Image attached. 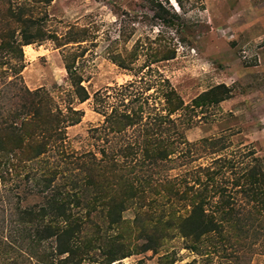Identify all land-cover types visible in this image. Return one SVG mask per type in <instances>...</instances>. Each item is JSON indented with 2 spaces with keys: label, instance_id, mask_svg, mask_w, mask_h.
I'll return each instance as SVG.
<instances>
[{
  "label": "trees",
  "instance_id": "trees-1",
  "mask_svg": "<svg viewBox=\"0 0 264 264\" xmlns=\"http://www.w3.org/2000/svg\"><path fill=\"white\" fill-rule=\"evenodd\" d=\"M153 4L154 20L175 26L172 8ZM16 12L9 9L7 16L19 26L18 35L9 22L0 28V68L12 66L13 77L0 89V180L23 178L27 190L18 200L35 194L40 202L25 208L17 203L10 211L12 243H0V264H114L148 252L159 255L174 240L193 255L186 264H250L255 255H264L263 161L250 149L219 155L230 147L223 138L184 143L179 137L196 111L226 101L231 89L215 86L187 105L165 80L96 92L92 102L104 118L98 139L104 145L98 155L73 156L64 145L66 129L79 124L84 113L71 105L63 111L45 91L16 82L24 69L23 47L47 39L58 48L83 41L78 32L47 35L25 17L24 8ZM175 56L169 42L148 54V71ZM16 57L19 63L11 65ZM136 58L132 51L112 62L131 72ZM75 59H66L65 69L82 104L90 95L81 86ZM152 90L156 93L149 94ZM50 152L57 158L50 161ZM202 157H209L207 166L169 175L182 162ZM128 210L134 211L131 220L124 218ZM176 262L174 252L158 260Z\"/></svg>",
  "mask_w": 264,
  "mask_h": 264
},
{
  "label": "rangeland",
  "instance_id": "rangeland-1",
  "mask_svg": "<svg viewBox=\"0 0 264 264\" xmlns=\"http://www.w3.org/2000/svg\"><path fill=\"white\" fill-rule=\"evenodd\" d=\"M155 1L166 9L172 8L171 13L178 17L175 26H164L160 20H154L158 12ZM167 1L169 5L165 0H54L48 6H41L36 0H0V28L9 22V27L18 35L19 26L8 18L7 12L24 8L25 17L37 21L47 35L60 38L72 31L78 32L83 41L80 46L58 48L53 40L47 39L23 47L24 69L21 81L16 83H23L30 91H45L54 106L63 111L71 105L84 113L79 124L66 129L64 145L73 156L88 152L98 155L104 145L103 139L98 140L102 137L99 130L104 118L94 111L92 102L96 92L131 82L165 80L187 105L209 89L225 85L231 89V97L219 105L196 111L193 123L181 131L180 140L193 143L223 138L230 147L219 155L231 156L238 151L243 154L250 149L263 161L264 167V0ZM169 42L176 49L175 59L153 64L148 71V54L163 50ZM132 51L137 54L131 67L133 71H124L113 64V56H125ZM73 56H76L73 64L82 79L81 86L90 95L82 104L74 97L75 89L65 69L66 61H71ZM17 63L16 57L11 65ZM11 68H0V89L13 79ZM56 156L50 152L49 160ZM208 163L209 157L185 166L182 162L169 175L180 177L184 171ZM24 187L23 178L0 180L3 247L12 243L11 227L7 223L10 211L17 203L25 208L40 202L35 194L18 200L27 190ZM133 217V210L124 214L125 219ZM181 245L180 240H174L159 255L148 252L114 264H158L159 256L166 252L176 253L175 264L189 263L193 255ZM250 264H264V255H255Z\"/></svg>",
  "mask_w": 264,
  "mask_h": 264
},
{
  "label": "crops",
  "instance_id": "crops-1",
  "mask_svg": "<svg viewBox=\"0 0 264 264\" xmlns=\"http://www.w3.org/2000/svg\"><path fill=\"white\" fill-rule=\"evenodd\" d=\"M264 10V9H263ZM263 37H264V35H263ZM264 56V55H263Z\"/></svg>",
  "mask_w": 264,
  "mask_h": 264
}]
</instances>
